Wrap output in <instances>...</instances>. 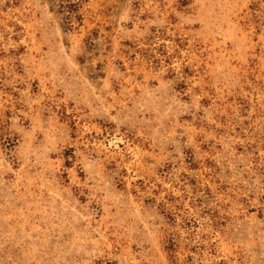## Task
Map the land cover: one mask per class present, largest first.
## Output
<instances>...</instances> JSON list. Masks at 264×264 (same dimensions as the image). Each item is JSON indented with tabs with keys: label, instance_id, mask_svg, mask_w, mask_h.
I'll return each mask as SVG.
<instances>
[{
	"label": "rangeland",
	"instance_id": "374dc122",
	"mask_svg": "<svg viewBox=\"0 0 264 264\" xmlns=\"http://www.w3.org/2000/svg\"><path fill=\"white\" fill-rule=\"evenodd\" d=\"M0 264H264V0H0Z\"/></svg>",
	"mask_w": 264,
	"mask_h": 264
}]
</instances>
